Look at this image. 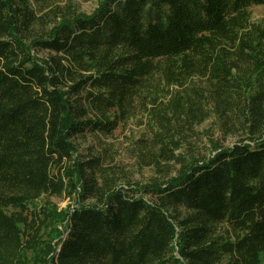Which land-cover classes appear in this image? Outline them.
Instances as JSON below:
<instances>
[{"label": "trees", "instance_id": "1", "mask_svg": "<svg viewBox=\"0 0 264 264\" xmlns=\"http://www.w3.org/2000/svg\"><path fill=\"white\" fill-rule=\"evenodd\" d=\"M259 5L0 0V264H264ZM209 119L235 141L189 153ZM121 121L147 182L107 164Z\"/></svg>", "mask_w": 264, "mask_h": 264}, {"label": "rangeland", "instance_id": "2", "mask_svg": "<svg viewBox=\"0 0 264 264\" xmlns=\"http://www.w3.org/2000/svg\"><path fill=\"white\" fill-rule=\"evenodd\" d=\"M57 4H64L68 0H55ZM73 1L79 11L91 12L96 6V0H70ZM252 18L254 20L264 19V5L254 6L251 8ZM198 136L191 140V145H187V151L194 154H202L210 151V140L218 141L224 145H231L235 141L233 134H224L217 128V124L212 119L207 120L197 127ZM142 133V128L138 127L133 121H121L119 127L115 130L112 137L104 138L100 142L111 148L113 154L112 165L116 169H120L126 173L129 179L140 182H147L155 173L150 167H142L138 165L133 154V141ZM79 152L84 156H92L99 152L97 140L91 135L79 137L76 140ZM105 159H107L105 157ZM123 182V181H122ZM46 198L33 201L29 204V209L34 210L36 207L46 203ZM52 204L58 209H65L70 206L74 200L66 195L53 196L50 198ZM10 210V209H7Z\"/></svg>", "mask_w": 264, "mask_h": 264}]
</instances>
